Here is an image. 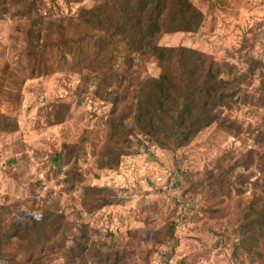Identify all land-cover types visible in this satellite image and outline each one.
I'll list each match as a JSON object with an SVG mask.
<instances>
[{
	"label": "rangeland",
	"instance_id": "1",
	"mask_svg": "<svg viewBox=\"0 0 264 264\" xmlns=\"http://www.w3.org/2000/svg\"><path fill=\"white\" fill-rule=\"evenodd\" d=\"M103 1L36 0L45 20L70 22ZM191 3L202 27L159 45L232 67L239 99L223 112L224 127L170 150L141 136L117 148L125 144L108 136L113 98L94 94L98 79L81 85L70 55L62 64L53 53L52 72L32 78L31 23L14 0H0V236L31 220L47 227L40 245L3 246L0 264H264L260 233L241 239L264 191V0ZM145 71L161 73L154 60ZM144 75L137 68L135 83Z\"/></svg>",
	"mask_w": 264,
	"mask_h": 264
},
{
	"label": "trees",
	"instance_id": "2",
	"mask_svg": "<svg viewBox=\"0 0 264 264\" xmlns=\"http://www.w3.org/2000/svg\"><path fill=\"white\" fill-rule=\"evenodd\" d=\"M14 4L18 16L31 23L26 35L30 76L50 74L48 61L53 53L64 54L62 64L68 63L70 55L81 85L98 79L94 94L113 98L108 136L116 145L125 144L117 148L128 149L141 136L163 149H182L205 129L224 127L223 112L239 99L240 84L232 67L219 65L196 50L159 45L164 35L196 33L202 27L204 16L191 0H104L92 9H81L75 22L45 20L36 0H14ZM68 23L76 29L73 34L67 30ZM151 60L161 70L156 78L145 71ZM142 67L146 75L135 83L134 71ZM130 94L133 100L119 112ZM260 138L264 140V134ZM257 200L247 214L254 218L242 231L243 245L253 237L246 233L250 229L264 238V191ZM32 227L38 231L37 241ZM46 228L34 220L14 224L7 235L0 236V253L14 240L28 247L42 244Z\"/></svg>",
	"mask_w": 264,
	"mask_h": 264
}]
</instances>
